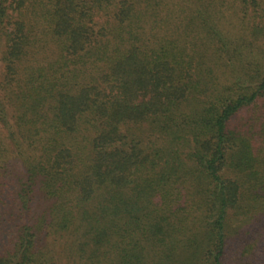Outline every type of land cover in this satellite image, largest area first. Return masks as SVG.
<instances>
[{"label":"trees","instance_id":"obj_1","mask_svg":"<svg viewBox=\"0 0 264 264\" xmlns=\"http://www.w3.org/2000/svg\"><path fill=\"white\" fill-rule=\"evenodd\" d=\"M248 6L263 31L264 0H0V264H53L52 235L83 264H264V134L232 126L264 66L224 22Z\"/></svg>","mask_w":264,"mask_h":264},{"label":"rangeland","instance_id":"obj_2","mask_svg":"<svg viewBox=\"0 0 264 264\" xmlns=\"http://www.w3.org/2000/svg\"><path fill=\"white\" fill-rule=\"evenodd\" d=\"M237 3V1H236ZM238 6V11L240 6ZM225 16L224 22L229 21L231 26H234L235 32L245 35V38L249 40H253L252 47L250 48V52L255 59L258 60L259 63H262L264 66V30L253 29L249 30V26L254 22L258 21V19H253L255 16L253 15L252 11H254L253 7L247 8V15L245 16V22H241L237 19L236 15H230L227 8H224ZM256 10V9H255ZM252 16V17H251ZM241 18V15L238 16ZM247 26V29L244 27ZM254 27V26H253ZM221 69V68H220ZM219 70V69H218ZM216 71V82L222 84L224 79H228V75L223 73L220 74L219 71ZM220 75H219V74ZM197 111V106L194 104L192 107ZM189 112V111H188ZM233 128L240 132H246L245 134L249 136L252 140L254 152H259L262 149V133L264 134V97L259 98L254 105H251L243 110H241L237 116L233 119L232 122ZM262 144V145H261ZM9 181V186L11 187L13 184L12 180L7 179ZM9 187V188H10ZM11 195H7L6 205L3 207L4 212H10V202H11ZM15 202V200H13ZM13 204V203H11ZM36 207L33 211V216L31 219H36L37 217L41 216L46 208L49 206V202L44 199H39L38 202L35 203ZM40 214V215H39ZM2 237L0 236V249L3 245ZM71 238H59L58 236H50L43 239L41 243L42 251L44 254H47L48 258L51 260L53 264H83L79 261L78 257L75 255L74 250L71 248ZM71 248V250H70Z\"/></svg>","mask_w":264,"mask_h":264}]
</instances>
